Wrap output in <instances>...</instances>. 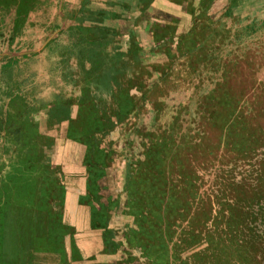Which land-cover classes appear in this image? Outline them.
Instances as JSON below:
<instances>
[{
    "label": "rangeland",
    "instance_id": "rangeland-1",
    "mask_svg": "<svg viewBox=\"0 0 264 264\" xmlns=\"http://www.w3.org/2000/svg\"><path fill=\"white\" fill-rule=\"evenodd\" d=\"M65 1L67 2L0 0V13L10 9L14 12L8 33L1 31L3 28L0 23V188L4 189V194L0 193V213L4 215L12 207L15 209L25 203L27 205L31 200L44 199L45 193H41V187L40 190L37 188L40 185L39 178L44 173L41 165L42 160L45 161L46 151L53 152L55 159L59 160L52 165L60 162L63 168L70 166V169L69 166L64 168L66 174H70V180H73V174L78 176L82 169L79 160L81 157L84 160L86 154L88 157L85 163L88 166H110V180H101L103 190L108 189L105 195H109L111 189L115 196L122 194L120 189L115 188L121 182L127 160L130 178L129 185H124L123 189L136 202L133 204H136L134 211L138 216L145 214V209L152 210L146 218L150 220L147 224L152 236L146 234L140 237L135 246L139 244L148 248L146 264H177V256L171 252V248L190 236L169 243L171 238L162 229L155 228L158 231L153 233L155 230L152 220L155 218V224H161L156 214L160 202L158 196L152 198L151 193L154 191H150L152 188L146 179L152 170L148 169L150 165L144 159L153 160L157 165L162 155L158 150L165 151L166 157L180 158L187 170L186 152L190 143L210 139L216 146V142L223 140L219 131L214 129L210 132L207 114L214 112L219 117L226 111H235L242 115L241 120L243 124L246 122V128L255 131L253 136L262 138V143L261 148L252 155H255L250 161L253 167L244 165L242 168L241 161L236 163L237 167L232 174L234 181L240 184L239 181L246 180L252 184L256 174H264V0H227L225 8L229 9L228 14L223 13L225 8L222 9L224 6L221 7L219 0L200 1L196 10L186 2L188 13L194 14V23L188 33L175 37L178 44L173 41V25H179L180 16L178 19L171 10L172 17L166 15L164 13H168V9L159 7L160 10H156L157 17H153L154 11L150 10L148 13L153 17L151 19H156L154 25L158 30L159 23L167 24L161 30V37L167 36V40L163 41L160 48V60H148L142 64L131 56L129 60H107L111 62L110 65L109 62L107 65L103 64L106 60H98L94 65L88 64V60L93 59L89 53H95L96 49L79 50L78 55L86 60L75 61L68 54L64 60L60 51L62 44L57 48L56 44H51L54 40L49 42L61 28L67 26L70 30L74 24H82L80 11L85 12L91 8V0H81L78 14L66 17L67 20L63 23L57 15L60 4ZM152 1L146 0L143 5ZM168 3L165 1V4ZM152 6L158 7L154 2ZM103 7H108V3H98V8ZM128 7L131 11L130 3ZM64 8L68 12L66 4ZM47 9L54 11V14L49 20H40L39 15ZM114 12L117 14L119 11ZM100 18L88 17L95 23L100 22ZM108 21L110 27H113L112 24L116 28L122 27L119 18H108ZM33 29H40L43 34L34 39L35 34L30 33ZM171 30L172 33L169 32ZM10 60L12 64L5 68L6 62ZM39 61L44 71L40 85L44 90L52 91L48 97L43 96L44 91L36 82L35 65ZM104 94L110 97L108 102L102 100ZM168 100L174 101L171 111H168ZM60 103L66 105L65 111L58 108ZM55 105L57 106L54 108ZM73 106L78 107L76 118H72L70 114ZM50 110L53 112L50 113ZM224 147L221 148L222 152L219 150V155L227 153L232 157L244 156ZM61 151L75 155L73 163L58 158ZM90 154L96 155L97 161L91 162ZM189 158L192 163L191 157ZM200 164V167L197 166V173L200 175L198 181L201 182L198 193L207 192L211 200L207 180L211 181L216 174L217 181L232 180L228 176L214 173L217 161H213V168L209 167L208 171L204 168L207 166L206 162L202 161ZM54 167L45 171L52 174L56 172ZM228 167L224 170H228ZM206 172L210 177L206 176ZM240 172L242 175H239ZM237 187L234 186L235 191ZM213 189L214 192L218 191L217 187ZM227 190L229 193L230 189ZM212 205V213L208 217L210 220L204 223L202 221L199 236L193 234L195 237L186 243V254H191L193 249L198 248L207 234V238L216 240V253H222L220 249L224 245L227 255L225 264H232L237 252L228 244L231 231L227 230L222 215L213 227L210 226L215 219L214 214L221 210L222 214L226 209L213 202ZM252 208L255 216L258 207L254 205ZM212 216L214 217L211 218ZM257 222L260 221L251 218L248 226L253 227ZM3 224V219L0 218L2 227ZM232 227L234 229L235 226ZM6 239L4 236L0 238V264H23L19 261L14 263L15 259ZM156 241L161 243L162 249H159ZM50 247L46 245L44 249L50 250ZM54 258L50 255L40 256L37 262L55 264ZM192 261L188 264L194 263ZM131 262L128 260L121 264Z\"/></svg>",
    "mask_w": 264,
    "mask_h": 264
},
{
    "label": "crops",
    "instance_id": "crops-1",
    "mask_svg": "<svg viewBox=\"0 0 264 264\" xmlns=\"http://www.w3.org/2000/svg\"><path fill=\"white\" fill-rule=\"evenodd\" d=\"M80 1L67 0V2L60 4L57 15L60 22L63 20L64 23L67 20L66 17L78 14ZM165 1L169 3L165 4ZM165 1L153 0L152 3L154 2L155 6H158L154 7L152 3L143 5L146 0H91V8L85 12L80 11L79 16L82 24H74L70 30L67 26L61 28L59 32H55V36L53 35L49 42L54 40L57 43V48L62 44L60 51L64 60L67 54L75 61L86 60L83 56L78 55L79 50L96 49L95 53H89L93 58L88 60L90 65L96 64L98 60H106L103 64L107 65L109 62L110 65L111 62L107 60H129L131 56L132 59L139 60L142 64L147 63L148 60H160L159 54L162 51L160 48H162L163 41L167 38V36L161 37V30L163 25L167 24L159 23V30L154 25L156 19L151 18L157 17L156 10H160L159 7H165L168 9H166L168 13L164 14L172 17L170 14L172 11L177 18L180 16L179 25H173L175 28L173 41L178 44L175 37H179L178 35L182 33H188L193 28L194 14L188 13L187 3H190L191 8L196 10L203 0ZM101 2L108 3V7L98 8V3ZM219 2L222 7L226 5L227 0H219ZM129 3L132 6L131 11H129ZM64 4L69 7L68 12L65 11ZM113 4L116 7L110 8L111 5L114 6ZM138 6L139 8H137ZM115 10L119 12L114 14ZM150 10L154 11L153 17L148 13ZM13 13V9L0 13V23H2L3 28L1 31L3 33H8L10 30L14 18ZM147 13L148 15H146ZM53 14L54 11L47 9L39 15V18L46 21ZM114 15L115 17H113ZM89 16H95L97 19L101 17L100 22L90 21ZM108 18H119L122 27L116 28L114 24H112L113 27H110ZM148 18H150L149 21ZM6 20L8 21L6 22ZM126 23H128V26ZM87 30H90V33H87ZM169 32L172 33V30ZM30 33H34V39H36L43 34V31L33 29ZM170 42L174 44L172 40ZM118 56L119 58H117ZM167 58H169L168 55ZM35 70L37 73L36 82L39 88L44 91L43 96L48 97L52 91L44 90L40 85L44 77L40 61L35 65ZM157 77L159 78V76ZM101 98L105 102L110 100V97L106 94ZM167 102L168 111H171L174 101L168 100ZM70 114L72 118H76L78 107L73 106ZM90 156L93 158V160L90 159L91 162L97 161L96 155L90 154ZM73 157L75 155L61 151V156L58 158L73 163L75 160ZM86 157H88L87 154L84 160L82 157L79 160L82 169L79 170L78 176L73 174V180H70V174H66V169H64L69 165L64 168L60 162L52 165L58 159H55L53 152L46 151L45 161L42 160L41 165L44 168V173L39 178L40 185L37 188L38 190L41 189V193H45L44 199L29 202L26 199L27 205L25 203V205L15 209L12 207L11 211L4 215L0 213V218L3 219L4 223L3 227L0 225V238L2 239L3 236L7 238L6 241L9 243L13 259H15L14 263L19 261L23 264L24 262L26 264H31V262L32 264H42L37 262V259L40 256L50 255L55 257V264H121L128 260L133 261L130 264H146L148 261L146 250L148 248L145 245L140 246L138 244L135 246V244L139 242L140 237H144L146 234L148 236L152 235L148 230L149 224H147L145 214L141 217L138 216L136 210L134 211L136 204L133 203L135 201L129 198V195H127L129 192L125 188L123 189L124 185H129L130 178L127 160L125 161L121 182L115 188L120 189L119 191L122 194L115 196L111 188L109 195H105L108 189L104 188L103 190L102 188L103 182L101 180L104 178L110 180L112 172L109 169L110 166L101 164L95 165V167L92 164L88 166L85 163ZM53 166H55L56 172L51 174L49 171H45ZM58 166L59 170L57 171ZM67 176L69 177L67 178ZM0 193L4 194L3 188H0ZM152 223L154 224V230L155 228L158 229L155 218ZM156 231L158 230L153 233L155 234ZM195 236H199V234L197 233ZM207 236L206 234L205 239L200 242L198 248L191 251V254H186L185 245L193 237L186 238L180 243L181 247L184 246L181 257L185 260V264L192 260L194 263L191 264H196L194 254L205 247ZM157 244L159 249H162L161 243L157 242ZM46 245L51 246L50 250L44 249ZM33 257L34 260H32ZM177 263L179 262L177 261Z\"/></svg>",
    "mask_w": 264,
    "mask_h": 264
},
{
    "label": "trees",
    "instance_id": "trees-1",
    "mask_svg": "<svg viewBox=\"0 0 264 264\" xmlns=\"http://www.w3.org/2000/svg\"><path fill=\"white\" fill-rule=\"evenodd\" d=\"M224 8L225 5L222 9ZM224 11V14H228L229 9L226 7ZM51 44L57 45L56 42ZM11 64V60L6 62L5 68ZM64 103H60L58 107L59 109H64L63 111L66 110ZM57 105L53 107L55 108ZM52 112L50 110V113ZM241 116L239 112L235 111H226L219 117L215 116L214 112L207 114L206 120L210 126V132L214 129V131H219L223 140L216 142V146L214 141L210 139L202 140L198 143H190V147L187 148L186 152L187 160L185 163L187 170L180 158L166 157L164 155L165 151L158 150V152H162V155L159 157L157 165L154 164L153 160L146 161L144 159V162L150 165L148 169L152 170L149 176H145L147 182H149V186L152 188H150V191H154V193H151L152 198L158 196L160 202L156 214L161 224L156 225V227L169 235L171 238L169 243H173L174 240L179 241L185 236H190L188 238H191L194 237L193 234L200 233V227L203 225H201L202 221L204 223V221L210 220L208 217L212 213L213 202L216 205L224 206L226 209V212L223 211L225 215L223 212L221 214V209V211H218L219 213L216 212L214 214L215 219H213L214 221L212 220V225L210 226L213 227L222 215L226 222L227 230L231 231V238L228 240V244L237 252V257L235 256L232 261L234 263L232 264H264V174H256V178H254L252 184L248 181L246 182V180L239 181L241 183L237 184L234 181V175H232L238 161H241L242 168L245 167L244 165L254 166L253 163H250L251 159L255 158V155H252L261 148L262 143V138L253 136L255 131H250L246 128V122L244 121L243 124ZM157 143L159 144V142ZM222 146H225L224 149H230L232 153L236 154L238 152L244 156L235 155L236 158H234L235 156H229L227 153H224V156L219 155L222 152ZM202 153H204L203 156H200ZM144 154L145 150L143 151V158L145 157ZM189 157H191L192 163ZM202 161L207 163V166L204 167L207 171L209 167L213 168V161H217V168H215L214 173H220L219 176H228L232 180L231 182H228L227 179L217 181L218 174L211 181L207 180L209 189L211 190L210 193L212 194L211 200L207 192L198 193L201 188V182L198 181L200 175L197 173V166L201 165ZM229 164L231 165L229 166ZM226 167L229 169L224 170ZM206 174L204 175L210 177L207 172ZM239 175H242L241 172ZM156 182L157 184H155ZM237 185L240 186L237 187ZM234 186L239 190L235 191ZM215 187L218 189L216 192L213 191ZM227 188L230 189V194ZM254 205L258 207L255 210L257 213L255 216L253 215L252 208ZM151 212V208L145 209V217L148 218ZM251 218L260 222H257L258 224L253 227L248 226ZM148 222L150 220H147ZM232 226H235L234 229ZM246 234L249 235L245 237ZM163 236L167 239L165 235ZM238 237L240 238L238 239ZM211 238L209 237L205 240L206 246L203 247L204 250H200L194 254L196 264H225L227 255L224 252V245L220 249L222 253L219 251L216 253V247H214V241L216 242V240L214 238L211 240ZM171 252L177 256L175 258V261L179 262L177 264L186 263L181 257L183 249L180 244L175 245L173 249L171 248Z\"/></svg>",
    "mask_w": 264,
    "mask_h": 264
}]
</instances>
